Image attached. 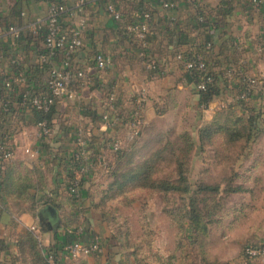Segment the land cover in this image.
Instances as JSON below:
<instances>
[{"label": "rangeland", "instance_id": "374dc122", "mask_svg": "<svg viewBox=\"0 0 264 264\" xmlns=\"http://www.w3.org/2000/svg\"><path fill=\"white\" fill-rule=\"evenodd\" d=\"M229 90L205 106L199 102L195 86L184 83L163 102L155 103L156 117L137 142H130L124 154L110 152L106 163L90 173L92 208L83 210L89 211L87 217L96 230L87 229L90 235H97L103 243L114 238L108 264H240L247 244L264 243V87L246 105L240 103L235 87ZM250 116L257 122L258 131L248 138ZM203 129L209 132H201ZM25 144L15 149L17 155L7 163L25 158L23 166L34 169L36 163L24 157ZM177 159L182 161L187 192L142 187L141 181L109 188L140 166L155 183H179ZM40 170L41 181L35 179L37 187L28 191L37 200L53 187V173ZM203 185L217 189L199 190ZM238 186L241 190H232ZM2 206L17 217L31 214L38 224L39 203L30 206L23 200H9ZM189 215L196 217L194 232ZM84 224L85 219L78 220L72 227L83 228ZM33 227L18 232L32 229L43 246ZM18 232L1 230L0 237L13 243L0 252V261L6 264H12L17 256L14 240ZM70 259L78 263L82 258Z\"/></svg>", "mask_w": 264, "mask_h": 264}, {"label": "crops", "instance_id": "0c3cea01", "mask_svg": "<svg viewBox=\"0 0 264 264\" xmlns=\"http://www.w3.org/2000/svg\"><path fill=\"white\" fill-rule=\"evenodd\" d=\"M110 1L115 3L124 17V21L135 19L143 8L152 11L153 19L149 35H155V38L151 39L149 47L155 44H157L156 48L159 47V53L154 51L152 57L158 59L164 68L162 76L152 78L147 76L144 67L137 61L136 53L131 47V43L135 40L122 30L125 28L123 22L115 21L107 12L106 5ZM175 1L177 6L172 11H168L154 0H0V78L13 79L10 88L0 85L1 97L5 98L12 109L6 124H9L13 129L11 141L15 149H18L22 142L26 143L25 148L29 146L39 147L40 155L36 159H32L36 163L33 168L48 169L50 173H53L52 186L58 189L59 196L57 199L65 200L70 195L67 193L68 174L73 172L74 168L70 170L69 166L63 163L66 161L65 156L67 154L62 150L65 146V150L73 153L78 133L83 135L85 131L93 130L98 139L93 144L89 143L88 147L97 152L103 149L104 153L108 152L102 143L104 138L113 135H118L123 140L126 138L121 127H103L99 120L94 122L91 117L85 116L81 112V106L86 105V107L95 108L100 112L103 97L109 91L124 96L139 87L145 86L149 89L151 96L145 107L144 115L147 123L153 121L156 117L155 103L163 102L165 98L174 94L178 88L184 85L182 80V74L185 72L183 66L176 63L169 53L175 49H185L191 41L198 43L204 40L206 33L203 27L197 28V22L194 19L197 9H200L204 14L208 23L213 24V21L217 20V30L210 31L213 48L209 58L213 63V70H219L220 65L224 69L227 64L225 57L228 55V60L232 62L238 59L236 55L239 53L241 62L250 75L260 77L264 73V53H260L261 48L259 46L264 42L261 37L264 33V0H262L259 8L252 6L250 0ZM52 2L61 3L66 7L67 13L61 17V26L64 31L67 32L71 28L77 27L80 18H84L86 21L82 30L83 44L68 56L70 65L78 68L88 67L92 65L94 55L97 52L103 53L108 63L104 69L90 73L92 79H90L89 85L81 90V96L78 99H62L56 103L55 107L60 119L59 123L53 125L56 129L55 133L49 138L38 139L35 116L20 102L18 95L22 90L42 91L45 87L48 70L53 66L62 65L66 58L63 52H59L52 59L42 61L40 55L45 53L43 38L40 34H33L27 28L30 22L47 18L48 6ZM226 4L227 6H225ZM225 9L229 10L225 11ZM169 15L176 17L174 24L170 23ZM11 26L21 28L19 40H16L9 32L8 28ZM182 30L186 32L185 41L188 43H180ZM234 38L237 39V43L243 45V50L237 53L233 49H226L222 53V47L228 45V42ZM136 40L138 41V39ZM13 54H16L19 60L18 68H14L9 61L10 55ZM42 64L44 66L39 69ZM20 74L31 77V79L26 78L24 82H16L14 79ZM60 124L64 126L62 127L64 130L61 129ZM43 141L50 146L49 150L52 152L43 149V145H41ZM26 156L28 157L27 153L24 157ZM55 156H60V164H53L52 159ZM24 162L27 161L24 160ZM91 182V175L84 176L77 194L73 196L78 202L77 207L81 209L78 216L71 215L75 214V211L67 203L61 210L55 208L57 214L55 219H52L45 209L40 211L54 225H59L56 230L40 231L39 223L37 224L34 216L29 213H22L19 217L15 214L9 216L10 214L7 213L4 221L8 224L5 226L0 222L2 233L6 231L9 234L18 232L23 227L35 226V231L39 234L44 250L56 249V259L59 264L110 263L111 260L107 259L111 256V252L106 241V243L101 241L102 250L98 256H81L82 259L78 263L73 262L64 251L65 245L70 242L68 241L70 239L69 230H73L74 227L72 226L77 220L85 219L81 236L83 241H88L92 236L87 229L96 231L91 219L87 217L89 211H84L90 205L88 190L91 188Z\"/></svg>", "mask_w": 264, "mask_h": 264}, {"label": "built area", "instance_id": "2783aa9c", "mask_svg": "<svg viewBox=\"0 0 264 264\" xmlns=\"http://www.w3.org/2000/svg\"><path fill=\"white\" fill-rule=\"evenodd\" d=\"M157 1L161 7L168 11H172L177 6L175 0ZM251 3L252 6L259 8L262 4V0H251ZM106 9L115 21L123 22L121 12L111 1L107 3ZM65 13H67V10L63 4L52 2L48 6V16L45 20L32 21L27 25L29 31L33 34H40L43 38L45 53L40 55L42 61L52 59L59 52H63L66 55L62 65L58 67L53 66L48 70L45 87L42 91L36 93L24 91L22 94L21 103L30 110L34 109L46 112L52 105L62 99H78L81 96V90L89 85V74L94 69L102 70L107 66V59L101 52H97L94 55L93 63L88 67L78 68L70 65L68 56L83 44L82 30L85 27L86 21L84 18H80L78 26L66 32L61 26V17ZM152 19L151 13L144 10L141 12L140 19L125 24V29L132 33L136 39L143 40L149 32ZM169 19L170 23L174 24L176 17L174 15H169ZM8 30L14 37H17L21 32V28L15 26L9 27ZM209 47L210 44H207V48ZM173 59L174 61L182 63L184 71L195 70L200 73L199 80L196 84L197 90L205 91L207 86L213 83V76L204 72L206 63L201 55L198 54L194 58L184 60L182 53L179 52ZM146 67L147 69H153L155 66L153 63H149ZM231 73L232 70L227 69L226 75L228 77H230ZM238 75L244 82V92L240 97L245 101H249L251 95L258 89L259 84L264 82V73L259 77L261 81L243 71H239ZM14 80H16V82H24L26 77L20 74L15 77ZM12 83L13 79H7L4 82V86L10 88ZM150 96V91L145 86L139 87L121 98H118V95L114 91H109L102 101L105 106V110L101 115L103 127L119 126L124 131L127 139H133L139 135L142 127L147 124L144 111ZM0 106L4 112L9 110L7 102H0ZM35 126L38 139L49 138L56 130L52 128L45 119L36 121ZM12 137V131H8L4 139L0 140V158L3 161H11L15 156V148L11 141ZM77 142H79V148L76 149L73 154L76 159L80 160V163L79 167L74 169V177L69 182V191L74 192L75 195L79 190L81 179L97 170V166L101 167L102 164L104 165L110 152L116 153L125 145L124 140L120 136H108L103 141V145L106 148L105 150L108 152L104 153L102 149L94 154L93 151L87 147V141L82 133H78ZM25 152L30 159H36L41 151L39 147L29 146L25 148ZM1 201L2 196L0 192V203ZM69 233L75 236V239L67 243L64 247V251H66L69 257L77 258L101 252L102 244L98 237H91L88 241H83L81 239L83 228L69 230ZM245 252L252 258L253 264L254 261L256 264H264V243L258 247L248 246ZM48 258L50 261H53L52 255H49Z\"/></svg>", "mask_w": 264, "mask_h": 264}, {"label": "trees", "instance_id": "16d2710c", "mask_svg": "<svg viewBox=\"0 0 264 264\" xmlns=\"http://www.w3.org/2000/svg\"><path fill=\"white\" fill-rule=\"evenodd\" d=\"M154 1H156L158 3L157 0H154ZM112 3L115 5L114 2H112ZM250 4L252 5L251 0H250ZM225 6H227V4ZM144 10L149 11L152 15V18H153L152 11L148 10L147 8H143L140 11L139 15L133 20L140 19L141 12ZM228 10L229 9H225V11H228ZM194 19H195V22H197V25H196L197 28L203 27V30L206 33L204 36V40L200 41L198 43H194L193 41H191L190 44L187 45V47L185 49H178V50L175 49V50L171 51L169 53V55L173 59V57L177 53L181 52L184 60L194 58L198 54L204 58L205 63H206L205 64L206 67H205L204 72L212 75L214 78V81H213V83H211L210 85L207 86V89L205 91H199L196 89L198 92V95H199V102L201 104L208 106L212 102V98L214 96L220 94L222 91H231L229 89H231L233 87H235L236 90L239 91V95H241L244 92V82H243V79L238 75V72L243 71V72H246L248 75H250L248 73L247 68L244 66L243 62H241L242 60H241V57H239L240 54L238 53V51L243 50V45H240L239 43H237V39H235V38L231 39V41L228 42V45H225L224 47H222L221 51L223 50L222 53H224L226 49H230V50L233 49V50H235V52H237L239 54V55L238 54L236 55V57H238V59L230 62L228 60V55H227V57H225L227 64L225 65L224 69L222 68V65H220L221 68L219 70H213V65H212L213 63H211L210 58H209L211 50L213 48V45L211 42L212 33H210V31L213 29L217 30V27H216L217 26V20L213 21V24L208 23L206 21L207 18L200 11V9L196 10V15H195ZM133 20H131V21H133ZM131 21H129V20L124 21V17H123V24L124 25L131 22ZM122 30L125 32L126 35H128L129 37H131L135 40V42L131 43V45H132L131 47L133 48L134 52L136 53L135 57L137 58V61L140 64H142V66L144 67V69L147 73V76L149 78L162 76L164 68L162 67V65H160V63L158 62L159 61L158 59L156 60L155 58L152 57V53L154 51L159 53V47L156 48L157 44L153 45L152 47H149V43L151 42V39L155 38V35H153V36L149 35L150 29H149V32L146 34L145 38L143 40H138V41L136 40L134 35L132 33L128 32L125 28H123ZM180 35H181V39H182L180 41V43H186L187 41H185V38H186L185 30H182L180 32ZM261 37H262V39H264V33L261 35ZM20 38H21L20 35L15 37L16 40L17 39L19 40ZM207 44H210L209 48H207ZM259 46L261 48L260 53L261 54L264 53V42H262L261 45H259ZM10 56H11L9 58L10 63L14 66V68H18L17 65H18L19 60H18L16 54H13ZM175 62L182 65V63H180V62H177V61H175ZM149 63H153L155 67L153 69H147L146 66ZM43 66H44V64H42L41 67L39 66V69L42 68ZM227 69L232 70L230 77H228L226 75ZM94 71L96 72L97 69H94L93 72ZM93 72H91V73H93ZM225 75H226V77H225ZM17 76H19V75H17ZM199 76H200V73L198 71H195V70L194 71H185L182 74V80L184 83L193 84L196 88V84L199 80ZM250 76H252V75H250ZM25 77L27 79H31V77H27V76H25ZM89 77H90V79H92L91 74H89ZM254 77L257 78V80L261 81V78L256 77V76H254ZM5 80H7V79L4 77L0 78V85L4 86ZM263 87H264V82H261L259 84L258 89L255 91L257 92L260 88H263ZM24 91H29V90H22L20 92V94L18 95V99L20 100V102L22 101L21 97H22V94L24 93ZM29 92H31V91H29ZM0 93H1V88H0ZM34 93H36V92H34ZM106 95H107V93L104 95L103 99H105ZM126 95H128V94H126ZM252 96H253V94L251 95L249 101H245L244 99H242L239 96L240 103L246 105L247 103H249L251 101ZM121 97L122 96L119 94L118 98H121ZM0 102H6L5 98L1 97V94H0ZM56 103L54 105H52L50 107V109L46 112L37 111V110L32 109L31 111L35 116V121L45 119L48 122V124L52 128H54L53 125L56 123H59V119H60L58 117V114L56 111V107H55ZM100 106H101V111L98 112L97 109L88 108V107H86V105H84V106H81V112L85 116L91 117L92 121L95 122V121L99 120V122H101V115H102V112L105 110L104 103L101 102ZM8 108H9V110L7 112H4L2 107L0 106V132H1L0 140L4 139V136L8 131L13 130L9 124H6L8 116H10L12 113V109H11L10 104H8ZM55 114H57V116H55ZM249 118H250V121H249L250 129L248 132V138L249 137L251 138L253 136V134H255L258 131V127H257V122L253 119V117L250 116ZM60 126H61V129H63L62 127H64V126L61 124H60ZM146 126L147 125L143 126L139 135H137L133 139L127 141L128 139L125 138L124 139V142H125L124 147L116 153H119L120 155L124 154L127 151L130 142L135 143L140 139V137L143 134V131L146 128ZM93 128L98 129L99 127H93ZM208 130L209 129H203L201 132L208 133L209 132ZM87 132L85 131L83 133V137L86 139L87 147H88L89 143L93 144V142L96 141L98 138L95 136V132L93 130H89V132L88 133ZM133 143H131V144H133ZM41 145H43L44 150L52 152V150H49L50 146L48 144H45L44 141L42 142ZM74 148H75V150L79 148V142H76V145L74 146ZM65 149H66V147L64 146L62 151L67 155L65 156L66 161L63 163L64 164L66 163L69 166L70 170H72L73 168L74 169L78 168L80 160L76 159L72 152L69 153V151L65 150ZM89 149H91V148H89ZM93 153L95 154V153H97V151H93ZM7 162H9V161H3L0 158V192H1V196H2V201L0 203V222L4 221V219H5L4 217L7 213L10 214L9 216L14 214L2 206L3 204L5 205L6 201H9V200H23L25 202H28L30 204V206L33 203H39L40 206H42V209H40V211L45 209L47 206H52V207L56 208L57 210H61L62 208H64V205L67 203L71 207V209L75 211V214H71V215L78 216V213L80 212L81 209L79 207H77L78 202L73 197L75 195V193L69 191L70 183L68 184V187H67V193H69L70 195L65 200L57 199V196H59L58 189H55L53 187H52L50 192H48V190H45L46 195L44 196V198H42L41 200H37L33 196H31L28 191L31 188L37 187L35 179H37V182L41 181L42 176L40 173L42 171L39 169H35V168L34 169H28V168L24 167L23 163H22V159L17 158V160L14 161L15 163L13 162L10 165ZM52 162H53V164H60L61 163L60 156H55L54 159H52ZM175 164L177 166V173L180 175L179 183H175V181H167V180H163V181H159L158 183H155L154 181L149 179L148 175H146V174L144 175V172L142 170V166H140L138 169L132 170L131 173L128 174L127 176L125 175V177H124L125 179L121 183H118V184H115V183L112 184L111 183L109 185V188L110 187H117V186L119 188H121L129 182L130 183L133 182V183L137 184V183H140V181H141L140 185L142 187H153V188H155L159 191H163V192H171V191L172 192L178 191L181 193L187 192L189 189V185H187V181H186L185 175L183 173V169L181 167L182 161L180 159H177V160H175ZM70 166H72V168H70ZM113 168L114 167H112L111 171H113ZM73 177H74V173L71 171L70 174H68V178H69L68 182H70L73 179ZM82 181H83V178L80 181V185H81ZM40 186H41V188H43L44 184H41V182H40ZM79 188H80V186H79ZM216 189H217V187L211 186V185H203L202 187H199V190H206V191H214ZM232 190L233 191H239V190H241V187L238 186ZM90 203H91V201H90ZM194 203H195V200L192 199L191 205H193ZM89 207L92 208L91 205H89ZM193 211H195V210L193 209ZM187 218L190 221L189 226L192 228V232L196 231L195 229L198 227L196 217H194V215H189V217H187ZM77 228H79V226L76 227V229L73 228V230H77ZM68 236L70 237V239L68 241H72L73 238L75 237L71 233H69ZM37 237H38L37 234L32 229H28V228H25V229H23L17 233L16 238L14 240V245L17 249V256L15 259H12L13 260L11 262L12 264H59L58 260L56 259V249L55 248L47 249V251H46L47 253H45V250H44V248H42L43 246H41L39 244ZM91 237H93V236H91ZM94 237H97V235ZM105 240L107 242L108 249L110 250L111 248H113L114 238L110 237V238H107ZM11 244H13V243H11L8 239L0 237V252L6 251L8 248H10ZM262 244L263 243H260L258 245L247 244L243 248L242 264H253L252 258H250L245 252L246 247H248V246L258 247V246H261ZM47 254H48V256L49 255L53 256V259H54L53 263L50 262ZM0 264H6V262L0 261Z\"/></svg>", "mask_w": 264, "mask_h": 264}, {"label": "water", "instance_id": "95a60500", "mask_svg": "<svg viewBox=\"0 0 264 264\" xmlns=\"http://www.w3.org/2000/svg\"><path fill=\"white\" fill-rule=\"evenodd\" d=\"M45 211L49 213L52 219H55L57 214L56 210L52 206H47L45 208ZM38 223H39V229L42 232L50 231V230H56L59 225H54L51 220L47 219V216L43 213L40 212L38 214Z\"/></svg>", "mask_w": 264, "mask_h": 264}]
</instances>
